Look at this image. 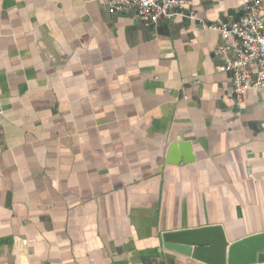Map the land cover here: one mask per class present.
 I'll list each match as a JSON object with an SVG mask.
<instances>
[{
  "label": "crops",
  "instance_id": "0c3cea01",
  "mask_svg": "<svg viewBox=\"0 0 264 264\" xmlns=\"http://www.w3.org/2000/svg\"><path fill=\"white\" fill-rule=\"evenodd\" d=\"M247 1L0 0V264H206L162 233L264 232V93L235 104L202 26Z\"/></svg>",
  "mask_w": 264,
  "mask_h": 264
},
{
  "label": "built area",
  "instance_id": "2783aa9c",
  "mask_svg": "<svg viewBox=\"0 0 264 264\" xmlns=\"http://www.w3.org/2000/svg\"><path fill=\"white\" fill-rule=\"evenodd\" d=\"M106 6L114 13L131 11L145 25L175 17L198 20L189 0H107ZM202 26L219 37L217 70L230 74L229 95L235 104L250 89L264 93V1L248 0L237 18Z\"/></svg>",
  "mask_w": 264,
  "mask_h": 264
},
{
  "label": "water",
  "instance_id": "95a60500",
  "mask_svg": "<svg viewBox=\"0 0 264 264\" xmlns=\"http://www.w3.org/2000/svg\"><path fill=\"white\" fill-rule=\"evenodd\" d=\"M163 246L206 264L264 263V232L228 242L220 225L167 231Z\"/></svg>",
  "mask_w": 264,
  "mask_h": 264
}]
</instances>
